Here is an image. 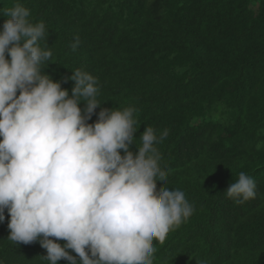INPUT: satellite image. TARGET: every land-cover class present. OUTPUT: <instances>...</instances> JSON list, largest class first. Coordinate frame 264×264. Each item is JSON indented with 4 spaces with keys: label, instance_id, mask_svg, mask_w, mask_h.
Returning a JSON list of instances; mask_svg holds the SVG:
<instances>
[{
    "label": "trees",
    "instance_id": "1",
    "mask_svg": "<svg viewBox=\"0 0 264 264\" xmlns=\"http://www.w3.org/2000/svg\"><path fill=\"white\" fill-rule=\"evenodd\" d=\"M13 2L0 0V10ZM20 2L49 29L42 71L69 96L74 82L62 78L87 71L101 107L136 109L137 145L146 126L167 130L156 145L165 186L183 190L194 211L154 241V264H264V0ZM5 19L0 12V28ZM241 171L256 198L237 204L223 192ZM9 219L5 210L0 264H47L38 242L7 240Z\"/></svg>",
    "mask_w": 264,
    "mask_h": 264
},
{
    "label": "clouds",
    "instance_id": "2",
    "mask_svg": "<svg viewBox=\"0 0 264 264\" xmlns=\"http://www.w3.org/2000/svg\"><path fill=\"white\" fill-rule=\"evenodd\" d=\"M0 12V223L7 210V240L38 242L47 264H154V241L194 211L183 190L165 186L156 145L167 130L157 135L146 126L137 145L134 107H101L98 80L81 69L62 78L74 82L69 96L42 71L52 58L41 45L45 23L34 22L20 0ZM79 44L75 37L72 50ZM223 193L244 204L256 198V184L241 171Z\"/></svg>",
    "mask_w": 264,
    "mask_h": 264
}]
</instances>
